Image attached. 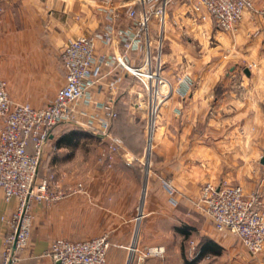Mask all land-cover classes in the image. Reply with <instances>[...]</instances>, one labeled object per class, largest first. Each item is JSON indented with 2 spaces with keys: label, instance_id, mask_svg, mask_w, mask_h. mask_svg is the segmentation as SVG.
<instances>
[{
  "label": "crops",
  "instance_id": "crops-1",
  "mask_svg": "<svg viewBox=\"0 0 264 264\" xmlns=\"http://www.w3.org/2000/svg\"><path fill=\"white\" fill-rule=\"evenodd\" d=\"M251 1L253 8L233 32L220 30L212 17L200 20L191 0H181L163 26L152 19L150 41L158 36L162 44V75L172 91L159 110L150 160L144 154L148 114L142 85L122 69L103 79L105 84L120 79L118 117L110 129L123 142L118 153L102 158L108 142L99 133L94 132L101 143L86 144L96 148L93 152L60 141L66 132L60 125L54 129L39 178L52 179L53 190L64 196L49 206L34 205L30 242L20 251V264H56L46 254L55 240L101 236L109 242L107 264H264V251L251 254L240 239L218 233L211 219L201 215L190 223L184 209L179 208L181 216L174 212L185 199H199L206 183L240 185L246 193L264 195V0ZM132 9L141 10L127 0H0V70L10 98L35 107L52 102L66 82L65 47L79 36L102 33L110 23L115 31L133 26ZM121 50L117 37L108 45L97 42L98 55ZM143 58V51L131 54L130 65ZM108 71L104 66L103 73ZM184 80L189 88L181 94ZM107 97V92L95 93L96 99ZM86 109L95 112L91 105ZM132 120L142 123L136 141L116 130L118 123ZM168 182L176 190V204ZM14 207L15 200L5 201L0 188V254L8 231L5 219ZM133 246H160L165 252L141 259Z\"/></svg>",
  "mask_w": 264,
  "mask_h": 264
},
{
  "label": "built area",
  "instance_id": "built-area-1",
  "mask_svg": "<svg viewBox=\"0 0 264 264\" xmlns=\"http://www.w3.org/2000/svg\"><path fill=\"white\" fill-rule=\"evenodd\" d=\"M127 1L141 8L140 12L132 9L129 13L133 26L115 31L110 23L102 33L79 36L65 47L61 59L66 70V82L46 106L35 107L30 103L13 101L0 70V188L5 201L15 200L11 217L5 219L8 231L0 264L21 263L20 251L30 242L34 205L49 206L64 196L53 190L52 179L39 178L46 144L57 126L73 123L95 129L103 141L108 142V150L102 153L104 159L112 158L122 147V140L110 132L118 117L114 105L120 79L105 84L103 79L106 76L122 69L141 83L147 97L150 135L154 133V123L162 104L170 96L172 86L162 75L160 58L153 61L150 26L153 18L164 25L172 0ZM191 8L200 20L212 17L220 30L233 32L237 30L244 12L253 8V3L251 0H191ZM260 12L264 16V6ZM109 20L113 21V17L110 16ZM116 37L122 50L98 55L97 42L108 45ZM138 51H143V61L137 66L130 65L131 54ZM104 66L109 68L107 74L103 73ZM188 88L189 82L184 80L178 91L186 94ZM105 92L106 99L95 98V93ZM90 105L95 112L86 109ZM165 185L176 204L174 186L170 182ZM81 188L80 184L79 190ZM263 207L264 195L260 191L246 193L240 185L227 183H206L196 202L199 213L211 219L218 233L240 239L253 255L264 251ZM108 248L106 236L77 242L58 239L46 254L56 264H107ZM131 251L139 253L143 259L163 255L165 249L159 246L139 250L133 246Z\"/></svg>",
  "mask_w": 264,
  "mask_h": 264
},
{
  "label": "rangeland",
  "instance_id": "rangeland-1",
  "mask_svg": "<svg viewBox=\"0 0 264 264\" xmlns=\"http://www.w3.org/2000/svg\"><path fill=\"white\" fill-rule=\"evenodd\" d=\"M179 1V0H177ZM177 1L175 3L172 4V6L170 7V12H172V10H177L178 7L176 6L178 3H181V0L177 3ZM97 8V7H96ZM152 44H151V52H152V58H153V61H156L157 59H159V56L161 55V50H162V44H159L158 45V42H159V38L158 36L155 38V40L153 39L152 40ZM140 92L144 95L143 96V101H147V97L145 95V92H144V88L143 86H141V89H140ZM134 107L133 109L137 112V114H140L139 113V108L137 106H135V103H137L135 100H134ZM146 103V102H145ZM137 105V104H136ZM137 108V109H135ZM159 117L156 118V123H154V133L150 135V130H149V121H148V116L145 120H143V127H144V131H145V135H144V146H145V151H144V154H145V158H146V161L147 159L150 160L151 156H152V146L154 145L155 143V132L159 126ZM132 123H136L135 121H131ZM130 124L127 122L126 124L124 123H118L117 125V128L116 130H118L121 134V136L123 134L127 135L131 141H136V138L138 137V135H140L139 133V129H140V125H142V123L140 122H137L136 123V128H134L133 126H130V125H133V124ZM140 123V124H139ZM152 126H153V122L151 123ZM133 127V128H132ZM60 129H62V132H69V131H76V134L74 135L75 138H77V142L76 144H78V146L82 145V150L86 149L87 151H90L92 150L93 152H95L96 148L90 146V147H86V144H95L96 146L101 143V139L99 137L98 134H94L97 133L95 129L93 128H89L88 130L85 131L86 128H83V126L81 125H78V124H73V123H66V124H62L60 125ZM86 133V134H85ZM119 134V135H120ZM94 145V146H95ZM151 145V148L149 147ZM90 148V149H89ZM149 163V161H148ZM147 163V167L149 169V164ZM148 173H149V170H148ZM148 175V174H147ZM256 191V190H255ZM255 191H251L249 193H252V192H255ZM198 200V199H197ZM197 200H192V199H185V202L184 204H182V206H178L177 208H175V215L177 216H181L180 215V209L179 208H182L186 211V213H184V215H182L184 217V219H186L187 221H189L190 223L192 222H195V221H198V220H201V213H199V211L197 210L196 208V202ZM203 216V215H202ZM192 239H194V236L192 237Z\"/></svg>",
  "mask_w": 264,
  "mask_h": 264
},
{
  "label": "trees",
  "instance_id": "trees-1",
  "mask_svg": "<svg viewBox=\"0 0 264 264\" xmlns=\"http://www.w3.org/2000/svg\"><path fill=\"white\" fill-rule=\"evenodd\" d=\"M76 131L72 130L67 133H65L60 141L65 142L66 144H76L77 138H75Z\"/></svg>",
  "mask_w": 264,
  "mask_h": 264
},
{
  "label": "water",
  "instance_id": "water-1",
  "mask_svg": "<svg viewBox=\"0 0 264 264\" xmlns=\"http://www.w3.org/2000/svg\"><path fill=\"white\" fill-rule=\"evenodd\" d=\"M261 164L264 165V154H263V157L261 159Z\"/></svg>",
  "mask_w": 264,
  "mask_h": 264
},
{
  "label": "bare ground",
  "instance_id": "bare-ground-1",
  "mask_svg": "<svg viewBox=\"0 0 264 264\" xmlns=\"http://www.w3.org/2000/svg\"><path fill=\"white\" fill-rule=\"evenodd\" d=\"M151 126V125H150Z\"/></svg>",
  "mask_w": 264,
  "mask_h": 264
}]
</instances>
